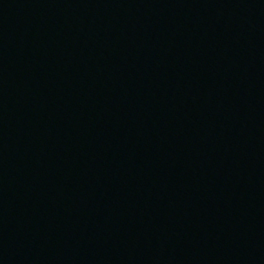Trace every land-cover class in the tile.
I'll use <instances>...</instances> for the list:
<instances>
[{
  "label": "water",
  "instance_id": "obj_1",
  "mask_svg": "<svg viewBox=\"0 0 264 264\" xmlns=\"http://www.w3.org/2000/svg\"><path fill=\"white\" fill-rule=\"evenodd\" d=\"M264 0H0V264H125Z\"/></svg>",
  "mask_w": 264,
  "mask_h": 264
}]
</instances>
